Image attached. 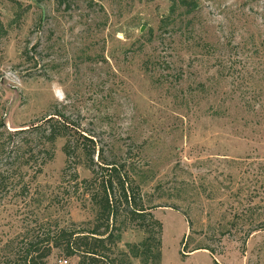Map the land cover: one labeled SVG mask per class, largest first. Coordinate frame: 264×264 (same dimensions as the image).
Here are the masks:
<instances>
[{
  "label": "rangeland",
  "instance_id": "rangeland-1",
  "mask_svg": "<svg viewBox=\"0 0 264 264\" xmlns=\"http://www.w3.org/2000/svg\"><path fill=\"white\" fill-rule=\"evenodd\" d=\"M182 1L0 0V123L55 112L125 163L162 225L159 264H264V230L231 225L264 222V0ZM63 143L0 199V263L41 225L92 226ZM144 237L129 223L116 250Z\"/></svg>",
  "mask_w": 264,
  "mask_h": 264
},
{
  "label": "trees",
  "instance_id": "trees-1",
  "mask_svg": "<svg viewBox=\"0 0 264 264\" xmlns=\"http://www.w3.org/2000/svg\"><path fill=\"white\" fill-rule=\"evenodd\" d=\"M4 129L0 123V199L9 194L26 196L30 188L24 181L26 169L31 170L32 179L40 175L53 159L56 141L62 139L64 170L72 169V179L88 196L95 217L89 228L71 224L54 229V225H41L40 231L24 237L0 264H45L53 250L76 258V264H131L132 258L140 264L160 263L162 225L143 206L139 187L125 163L99 149L94 138L78 124L55 112L20 130ZM79 165L91 173L90 179L79 180ZM255 221L234 215L231 225L245 227L248 236L264 230V222ZM129 223L145 237L137 244L127 245L126 252L117 251L121 233ZM203 249L212 253L207 247Z\"/></svg>",
  "mask_w": 264,
  "mask_h": 264
},
{
  "label": "built area",
  "instance_id": "built-area-1",
  "mask_svg": "<svg viewBox=\"0 0 264 264\" xmlns=\"http://www.w3.org/2000/svg\"><path fill=\"white\" fill-rule=\"evenodd\" d=\"M63 263L65 264V263H66V261H63Z\"/></svg>",
  "mask_w": 264,
  "mask_h": 264
}]
</instances>
